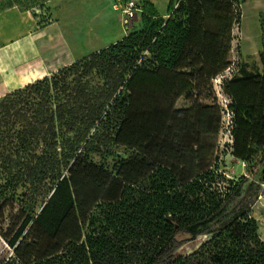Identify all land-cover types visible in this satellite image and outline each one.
Here are the masks:
<instances>
[{
	"label": "trees",
	"instance_id": "1",
	"mask_svg": "<svg viewBox=\"0 0 264 264\" xmlns=\"http://www.w3.org/2000/svg\"><path fill=\"white\" fill-rule=\"evenodd\" d=\"M50 1L0 0V12ZM237 2L171 0L167 16L142 2L136 25L127 22L121 40L0 98L3 180L30 185L22 201L29 212L7 243L13 256L2 264H264L253 216L264 196V143L244 174L221 170L220 106L174 109L164 134L150 135L125 156L108 148L129 110L126 84L140 70L172 69L185 51L198 52L207 66L228 61L233 25L241 19ZM72 74V81L61 77ZM89 76L102 81L73 85ZM223 89L230 94L228 84ZM230 108L239 129H250L249 119L264 113L254 100H233ZM102 148L123 188L117 200L94 205L83 231L66 222L75 197L64 171L78 154L89 158ZM167 162L195 176L183 180ZM81 173L75 167L72 178L79 195ZM203 236L209 239L196 251L178 256Z\"/></svg>",
	"mask_w": 264,
	"mask_h": 264
},
{
	"label": "rangeland",
	"instance_id": "2",
	"mask_svg": "<svg viewBox=\"0 0 264 264\" xmlns=\"http://www.w3.org/2000/svg\"><path fill=\"white\" fill-rule=\"evenodd\" d=\"M237 1L238 2L234 6V13L236 15L239 12V3L241 0ZM130 2H135L137 5H141L142 3L141 0H55L43 8L27 10V14L20 13L19 10H24L15 6V9L9 10L0 16V20L8 22L6 24L3 23L4 27L0 28V34L2 31L3 37L5 36V38H0L1 46H10L9 40H14L17 36H24L27 34L28 29L32 28L35 31H41L50 29L51 26L55 27V29L63 30L68 39L69 35L74 38V30L75 28H79V37L85 38V34L88 32L89 34H92V32L94 33L92 30L93 26L96 25L94 17H98L97 20L100 26L102 23L109 21L113 26L116 25V28L118 27L123 30L121 31L123 33L124 30L126 31L125 26L127 22H129L128 25L130 27L137 23L135 22L132 24L129 16L125 13ZM244 12L245 18L242 30L247 37L246 43L259 46L261 42L259 17L252 10L250 3L245 6ZM96 14H98V16H95ZM26 15L34 17V20H32L34 22H32L30 26L31 28H28L26 24V22L30 20L26 18ZM262 19L264 21V14ZM10 29H15V32H9L7 34V31ZM113 29L114 27L111 28L110 35H116L115 31L117 29ZM83 45L82 50L85 48ZM237 47L235 49L236 58L230 62L231 59L229 57L226 62L227 66L230 65V71L221 73L218 77H215L216 81L214 79L205 80L204 78L202 80L206 83L210 81V85L212 86L211 94L217 96L220 107L222 108L221 105L224 100H227L230 104L233 101L224 91L223 84L226 83L230 86L232 82L240 81L245 78L246 81L244 83H236L233 86V92L236 98H240L242 95L245 96L248 92V98L253 100L256 96L258 102H260V107L263 108L264 50L262 51L263 55L255 59L253 57L239 56ZM197 69H199L198 66L192 68L194 74ZM162 71L164 70L160 69L158 72L140 70L135 77H132L131 80L127 82L124 94L129 97V110L124 120L119 123L116 132L112 133L115 138V145L112 147H110V145L108 146L115 154L125 156L131 153L132 147H137L140 142H144L145 136L150 134L151 127L154 123L153 119L150 121L149 117L146 116L152 114V112H156V105L159 104L160 97L172 99L171 96L176 95L177 91H179L181 96L180 98L178 96V98L181 99V101L183 100L185 104H189L188 101L192 100L188 99L192 98L195 101H202L200 98H196L195 94L190 93L192 89L197 88L199 90L198 95L202 94V92H200L202 91L201 87L195 85L197 77H195L194 74L186 76L185 79H181L182 84H180V86L174 85V89L170 86H164L161 92L159 83L162 82ZM244 73H247V77L243 75ZM204 75L203 73L202 76ZM75 76L76 74L67 76L61 75L66 81H72ZM86 81H89L91 85H97L101 83L102 79L99 76H89L83 78L82 81L73 82V85L76 83L78 85L80 82L84 83ZM193 81L195 83H193ZM242 116L246 117V114L242 113ZM248 123L251 126L250 129H239L236 127L235 121V129L229 134L227 128L228 118L222 113L221 128L217 139V154L220 156L219 163L221 170L226 171L230 177H238L244 174L247 161L254 157V152L258 155V150L264 143V113L258 115L253 120L249 119ZM167 163L175 171L176 175L183 180H191L195 176L191 171L177 164L171 162ZM111 166L112 157H107L106 148H102L100 155L92 154L89 158L85 157L83 152L82 154H78L70 162L64 174L69 177L75 201L68 216H66V222L72 223L81 230L86 231L89 214L94 205L98 201H115L119 198L123 184L111 173ZM75 167L82 172L80 178L82 180V193H80V195L74 188V181L72 179L75 176ZM4 168L5 167L2 166L0 167V264L13 256V249H11L7 243L29 212L23 208L22 201L30 185H16L14 183L5 182V180H3L6 178ZM253 216L258 221L259 235L264 242V196H261L256 202L253 208ZM61 231L64 232V230ZM185 238H187V236L181 237V239ZM208 239V237L203 236L199 237L194 242L185 244L178 250V256L184 257L193 253Z\"/></svg>",
	"mask_w": 264,
	"mask_h": 264
},
{
	"label": "crops",
	"instance_id": "3",
	"mask_svg": "<svg viewBox=\"0 0 264 264\" xmlns=\"http://www.w3.org/2000/svg\"><path fill=\"white\" fill-rule=\"evenodd\" d=\"M53 1L55 0H52L49 3ZM141 1H149L153 3L162 16L168 15V6L171 0ZM249 3L250 6H252V10L259 17V31L261 36V42L259 46H257L256 44L246 43L247 37L245 36V33L242 30L243 21L245 18V6ZM239 4L240 9L238 11H240L241 13V19L240 23H235L233 25V41L231 44L232 48L229 55L231 59L230 62H232V60L236 58L235 49L237 46L239 56L253 57L255 59H257L260 56V53L264 50L262 26V16L264 14V0H246L244 2H242L241 0ZM13 9L15 8H10L3 12H0V16L5 12ZM19 12L24 14L28 13V11L21 10H19ZM95 16H98V14H96ZM26 18L30 19V24L29 22H26V24L28 25V28H31L30 26L31 23L34 22L32 21L34 20V17L31 15H26ZM97 19L98 17H94V22L96 21V25L92 28L94 33L92 32V34H89L88 32L87 34H85V38L79 37V28H75L74 30L75 39L70 35L68 39L66 33H64L63 30H58L55 29V27L51 26L50 29L41 31H35L32 28L28 29L27 34H25L24 36H17L14 40H9L10 46H1L0 39V98L4 97L10 92L23 88L24 86L33 83L36 80L42 79L45 76H50L58 70L66 66H70L71 64L83 59L84 57L94 52H98L106 48L107 46L118 42L126 35L125 30L122 33L121 31L123 30L118 27L116 28V25L113 26V24L109 21L102 23V25L100 26ZM5 20L8 21L7 19ZM3 23L6 24L8 22H3V20H0V28L4 27ZM112 27H114V29H117L115 31L116 35H110V30ZM9 32H15V29L8 30L7 34ZM0 38H5V36L3 37L2 35V31L0 34ZM82 45L85 47L84 50H82ZM195 66H198L199 69H197L194 74L192 68H194ZM230 70V65L227 66V63L218 64L214 66L204 65L202 56L196 51L183 52L172 69H165L161 72L163 74V78L162 82L159 83L160 91L162 92L164 86H170L174 89V85L180 86V84H182L181 79H185L186 76L194 74V76L197 77L195 85H199L198 87H201L202 91L200 92H202V94L198 95L199 90L197 88L192 89L190 93L195 94L196 98L198 97L202 101H195L192 98L188 99L192 100L188 101L189 104H185L183 100L182 102L181 99H179L181 95L180 92L177 90L176 95L171 96L172 99L160 97V102L158 105H156V112H152V114L146 116L149 117L150 121L153 119L154 123L151 127L150 134L145 136L144 141L148 140L150 135L154 133L160 135L164 134L174 109L189 106L197 107L201 105L220 106V103L218 101L219 99H217V96L211 94L212 86L210 85V81L206 83L203 82L202 79L204 78L205 80H215V77H218L221 73H226ZM203 73L205 74L204 76H202ZM245 81L246 79L244 78L240 81H235L231 83L230 94H228V97L231 98V100H251L248 98V92L247 95H242L240 96V98H236L233 92V86L236 83H244ZM195 82L193 81V83ZM253 100L257 104L259 110L261 107L260 102H258L257 100V97L255 96V99Z\"/></svg>",
	"mask_w": 264,
	"mask_h": 264
},
{
	"label": "built area",
	"instance_id": "4",
	"mask_svg": "<svg viewBox=\"0 0 264 264\" xmlns=\"http://www.w3.org/2000/svg\"><path fill=\"white\" fill-rule=\"evenodd\" d=\"M138 12H141V5H137L135 2H130L129 5L127 6V10H125V13L129 16L131 21L135 18L136 13ZM221 106H222L223 115H226L228 118L227 128L229 130V134H231V132H233L232 130L235 129V122L233 119L234 112L231 110L230 103H228L227 100H224Z\"/></svg>",
	"mask_w": 264,
	"mask_h": 264
}]
</instances>
